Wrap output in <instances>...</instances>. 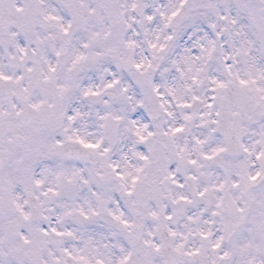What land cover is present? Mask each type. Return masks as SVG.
<instances>
[{"label": "snow or ice", "instance_id": "6c2138e0", "mask_svg": "<svg viewBox=\"0 0 264 264\" xmlns=\"http://www.w3.org/2000/svg\"><path fill=\"white\" fill-rule=\"evenodd\" d=\"M0 264H264V0H0Z\"/></svg>", "mask_w": 264, "mask_h": 264}]
</instances>
